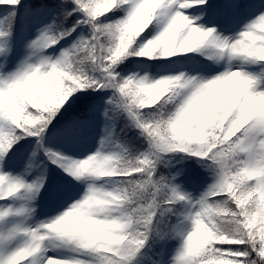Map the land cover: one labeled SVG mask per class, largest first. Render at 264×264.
<instances>
[{"label":"snow or ice","instance_id":"obj_1","mask_svg":"<svg viewBox=\"0 0 264 264\" xmlns=\"http://www.w3.org/2000/svg\"><path fill=\"white\" fill-rule=\"evenodd\" d=\"M0 5L8 8L7 15L0 16V38L10 35L18 15L39 21L52 13V22L40 29L28 45L32 50L29 58L14 71L0 74V202L9 199L34 200L43 185L46 191L42 195L47 197L50 210L58 213L34 229L25 223H16L0 231V264H37L31 258L50 250L45 242L49 240L52 226L74 210L86 194L77 200L76 186L66 177L46 185L43 169L31 182L25 180L23 173L13 176V170L32 169L39 151L68 176L80 181L88 177L81 171L85 162L101 157H121L115 154L102 155L98 149L86 159L76 160L61 150H53L41 143L50 140L79 147L101 111L109 119L123 112L130 126L141 129V135L148 140L147 150L131 157L121 149L122 156L129 158L128 166L113 170V175L101 176L120 177L115 183L122 187L112 192L118 198L110 205L113 209L121 206V202H127L135 193L146 195L147 211L138 226L143 231H135L119 246L101 243L63 244L73 245V252L86 250L82 253L83 257L95 253L98 264H128L144 245L149 226L155 231L163 223L165 229L170 227L183 241L175 264H264V173L260 171L264 168V161L260 160L264 152V131H259L261 117L254 116L239 126L229 120L222 130H216L213 138L199 149L157 145L145 132L152 126L153 115L167 106L169 114L174 116L177 110L183 108L192 92V88L184 87L183 82L195 81L200 84L211 80L217 76L212 75L215 69L211 65L199 63L187 70L183 66L175 69L163 66L161 72L179 71L178 75L164 76L174 78L178 82L177 87L168 91L153 106L143 107L133 106L128 90L133 85H144L149 79H158L141 76L137 71L125 78L121 74L124 70L118 67L128 56L152 58L142 50L151 44L160 43L173 32L180 47L179 53H189L207 46L211 40L220 48L219 56L226 54L230 60L239 57L245 60L250 58L253 63L264 62V55L258 51L248 52L241 48L249 38L255 40V49L264 48V5L253 11L252 18L235 38L223 37L216 25L219 21L234 19L245 10L246 6L239 0H228L223 5L206 0H155L154 3L148 0H111V3L108 0H58L52 8L44 4L21 3V0H0ZM119 13H123V16L117 20L115 16ZM153 24L159 31L149 39L153 35V30H150ZM117 33L120 39L109 44L107 37ZM193 33H202L205 39L195 49L186 50L184 43ZM3 50L0 45V51ZM49 51L53 55H48ZM31 56H37V60L30 62ZM130 63H136L141 70L149 67L141 62ZM237 71L247 82L241 91L242 97H264V69L253 75L230 67L226 75ZM53 73H58L56 80L51 79ZM33 74L36 76L34 81ZM45 78L46 83H42ZM97 89L98 99L92 97ZM235 107L233 105L232 111H235ZM182 115L193 122L200 119L190 108L185 109ZM28 138H35L31 151L26 147L30 143ZM100 143L102 146L104 141ZM174 151L198 157L196 163L212 175V182L198 198L181 192L177 181L184 175L183 169H177L175 174L171 171L160 174L157 171V164L163 160L161 154ZM228 155L240 161V165L233 169L238 176L245 172L258 173L244 179V187L222 170L220 157ZM39 163L43 164V161ZM94 187L89 184L87 192H92ZM23 190L31 193V196L20 195ZM220 201H226L229 205L226 211L218 210L219 215L226 217L227 226L209 240L195 243L196 234L201 229L213 227L210 206ZM181 202H186L184 220L180 224H169L170 217L164 219L166 214L175 216L180 211L177 205ZM64 208L66 210L61 212ZM33 211L35 209L29 204L19 208L4 204L0 207V223H5L10 216H30ZM96 219L103 221L109 217ZM185 221L190 222L186 230L181 227ZM157 235L160 233L157 232ZM17 239H22L23 244L9 250L11 243ZM40 264H90V261L76 256L45 255Z\"/></svg>","mask_w":264,"mask_h":264},{"label":"clouds","instance_id":"obj_2","mask_svg":"<svg viewBox=\"0 0 264 264\" xmlns=\"http://www.w3.org/2000/svg\"><path fill=\"white\" fill-rule=\"evenodd\" d=\"M108 2L111 3V0ZM148 2L154 3L155 0H148ZM117 39H120L119 33L107 37V42L111 44ZM204 39L202 33H193L184 43V48L193 50ZM207 46L217 49L219 56L220 48L216 44L209 40ZM241 48L248 52L258 51L264 55V48L255 49V40L252 38L245 40ZM179 51L175 32L160 43L151 44L142 50L149 57L175 55ZM227 72L228 70L200 84H196L195 81L193 83L184 81L183 86L192 88V92L183 108L177 110L174 116L169 114L167 106L155 113L152 117L151 128L145 129L148 138L157 145L199 149L204 147L207 140L213 138L216 130H222L229 120H233L239 126L257 115L261 117L259 131H264V97L252 99H248L247 96L242 97L240 94L247 82L239 71L232 72L231 75H226ZM57 75L58 73H53L51 79L56 80ZM32 79L33 81L36 79L35 74ZM46 80L47 78L41 82L46 83ZM177 83L174 78L170 77H162L158 80L149 79L144 85H133L128 90L129 99L133 102V106L151 107L168 91L175 89ZM47 86L52 87L51 84ZM233 105L236 106L235 111H232ZM189 108L200 119L193 122L191 119L184 118L182 112ZM252 135L254 136L255 133ZM260 160L264 161V152L261 153ZM129 162V158L123 156L113 159L101 157L85 162L81 171L88 177L109 176L113 175V170L127 167ZM220 162L222 170L228 172L232 180L240 183L241 187H244V179L258 174L245 172L238 176L233 169L240 165V161L232 155L220 157ZM260 171L264 173V168ZM121 187L118 185L112 190H106L95 186L92 192L86 190L79 205L64 219L52 226L49 240L72 244L123 245L135 231H138V226L143 222L147 211V201L144 193H135L129 197L127 202H121V206L111 208L112 202L118 199L112 195V192ZM228 207L226 201L210 206L213 227L201 229L196 234L195 243L199 244L203 240H209L217 231L224 230L227 226V219L219 215L218 210L226 211ZM113 213L116 214L113 215ZM96 217H109V219L98 221Z\"/></svg>","mask_w":264,"mask_h":264},{"label":"rangeland","instance_id":"obj_3","mask_svg":"<svg viewBox=\"0 0 264 264\" xmlns=\"http://www.w3.org/2000/svg\"><path fill=\"white\" fill-rule=\"evenodd\" d=\"M206 2H211L212 4H215L216 1L206 0ZM239 2L246 6L245 10L241 12L238 16H236L234 19H231L228 22L219 21L216 25L221 30L223 37L235 38L236 35L243 29L244 25L249 22V20L252 18L253 11L259 9L261 5H264V0H239ZM121 17L119 16L116 19L118 20ZM51 22V13H49L47 17H44L39 21L34 18L24 17V28L21 32L19 31L17 36L13 38H0V45H2L4 49L3 51H0V74H7L9 72L14 71L22 61L29 58L32 50L28 47V45L33 39L36 38L39 30L42 29L46 24H50ZM151 30H153V35L149 36V39H152L158 33L159 28L154 24ZM65 46L67 47V45ZM217 52V49L204 46L189 53L177 52L171 57L154 56L155 58L166 59L167 62L163 65L157 66L154 70H151L150 67L141 70L139 67H137V64L131 63V69L130 71H126V77H128V75H132L133 71H137L141 76L148 75L150 78L159 79L167 75L180 74L179 71L171 70L167 72H161L160 69L163 66L167 65L171 69H175L177 68V66H183V68L187 70L188 68L197 63L211 65L215 69V72L212 73L213 76L223 73L226 70H229L230 67H232L233 70H242L253 75L259 74L261 70L264 69V62L253 63L250 58L248 60H245L239 57L230 60L226 54L223 56H218ZM47 54L53 55L51 51H49ZM198 54L211 57V59H209V61L204 62L198 57ZM183 58H186L185 60L189 61L185 62ZM36 60L37 56H31L30 62H35ZM133 62L137 61L133 60ZM138 62L150 66L149 63L144 60H140ZM128 72L129 74H127ZM199 74L200 73H196V75ZM98 93L99 89H97V91L95 92L96 99L99 98ZM108 94H110V91L108 92ZM104 98L107 99V95H105ZM123 117H126V115ZM112 128L113 126L111 124V120L105 117L101 111V114H98L96 118L94 126L87 132L85 141L79 147H70L67 145L52 142L50 140H43L41 141V143L47 145L53 150H61L65 155L76 160L86 159L88 156L95 154L98 149L102 155L115 154L117 156L122 153L121 149H123L124 151L125 149L121 145L114 143L115 137ZM28 139L30 143L27 144L26 147L29 151H31L32 144L35 142V138ZM101 140L104 141L102 146L100 143ZM40 161H43V164H40ZM41 169H43V175L46 185L51 184V182L53 181H59L65 177L68 181H71V183L76 186L77 200L83 197L89 184L94 185L96 187H103L106 190H112L113 187H115L112 178L113 176L98 178L84 177L80 181L74 180L72 177L68 176L67 173L63 171V169L48 161L44 157L43 153L39 151L37 153L35 166L32 169L25 171L23 168H18L12 171V175L17 176L23 173L25 180L31 182L41 174ZM177 169L184 170V175L182 177H179L177 181L181 192L184 194H191L193 198H198L200 193L204 191V189L209 183L212 182L213 179L212 175L208 172L201 183H196L189 178L188 172L184 168H176V170ZM45 191L46 189L42 185L39 193L37 194L34 200L28 201L19 199H9L7 201L0 202V207L4 206V204H7L8 206H14L16 208H19L24 204H29L30 207L35 209V211H33L30 216L25 215L20 217H8L5 223H0V231H4L6 230V228L11 227L16 223H25L27 226H31L34 229L40 224L53 219L58 213L50 210L47 203V197L45 195H42L43 193H45ZM20 195L30 197L31 193H28L26 190H23ZM72 202L75 201H70V203ZM184 203V213L181 217H179V221L176 224H180V221L184 220V215H186V202ZM64 210H66V208L61 209V212ZM115 214L116 213H113V215ZM189 226L190 222L188 221H185L184 224L181 225L184 230H186ZM165 232H167V234L170 232L171 236L170 238L164 241L161 239V243L157 247L158 249L160 246L158 250V252H160V259L159 262L156 264H175V257L177 256L183 241L182 238L176 235L170 227ZM163 237H165V234ZM22 244L23 240L17 239L16 241L11 243L9 250H13ZM152 244L153 243H145L141 247V250L144 248L150 249ZM45 245L47 248L50 249L49 251H47L46 253H38L35 257L31 258L32 260L36 261L37 264H40L42 257L45 255L60 257L76 256L78 258H85L89 260L90 264H98V258L95 254L89 253L87 257H83V250L73 252L71 250L73 247H71L69 244H63L59 241L48 240L45 242ZM139 250L134 254V256L131 257V259H135L137 257L144 258L146 256V253H141V251Z\"/></svg>","mask_w":264,"mask_h":264},{"label":"trees","instance_id":"obj_4","mask_svg":"<svg viewBox=\"0 0 264 264\" xmlns=\"http://www.w3.org/2000/svg\"><path fill=\"white\" fill-rule=\"evenodd\" d=\"M215 1H216L215 5H223L228 2V0H215ZM24 2H27L33 5L44 4L48 6L49 8H52L55 6L58 0H21V3H24ZM0 12H2V16H6L8 12V8L6 6L0 5ZM119 16L120 17L123 16V13L117 14L115 16V19L118 18ZM109 22H112V21H109ZM23 26H24L23 17L18 15L13 25L12 31L8 37L13 38L17 36L19 31L23 28ZM153 26H151V28ZM85 30H87V26H85ZM200 57L202 61L204 62L206 61V59H209L208 56H202L201 54H200ZM185 59H184L185 62L189 61ZM133 60L137 62L140 60H144L148 62L151 70H154L157 66L163 65L164 63L167 62L166 59H162V58H155V57H152V58L140 57L139 58L135 55L128 56L127 58H124L122 62L118 65L120 69L124 70L121 73L122 75H124V77H126V71H130L131 69L130 66L132 65L130 62H133ZM127 74H129V72ZM93 75H96V73H93ZM95 96L96 94L95 92H93L92 97L95 98ZM123 116H125V114L121 112L118 116H115L113 119H110L111 124L113 126L112 130L114 131V137H115L114 143L121 145L125 149V152L128 153L129 157L146 151L148 148V140L145 138L144 135H141V129H139L138 127L130 126L128 117L127 116L123 117ZM122 155L123 153L117 156H122ZM161 155L163 157V160L159 162L156 166L157 171L160 172V174H167L169 171L175 174L176 168H184L188 172V176L192 181L196 183H201L203 178L209 172L207 169L201 168V166L196 163V160L198 159V157L191 155L189 153L174 151V152L162 153ZM183 157H186V158H183ZM112 178H113L115 186H118V184L115 182L118 181L120 177L113 176ZM184 205L185 203L181 202L179 205H177V208H179L180 211L175 216H172L171 214H166V217L164 219L168 220V217H170V220H168V223L171 224L172 222H175L176 224L179 221L178 220L179 217H181L184 213ZM138 230L143 231L142 228H139ZM166 230H168V228L165 229L163 226V223L159 227H157L155 231L152 230V227L150 225L148 237L145 240V243H153L151 248L150 249L144 248L142 250L140 248L139 251H141V253H146V256L144 258H140V257H137L135 259L132 258L129 260L128 264H143V263L156 264L158 263L159 254H160L158 250L160 246L158 249L157 247L158 245H160L161 239L164 241L170 238L171 236V233L169 232L167 235H165V237H163L164 232ZM157 232H159L160 235H157ZM69 245L71 247H74L71 244Z\"/></svg>","mask_w":264,"mask_h":264}]
</instances>
